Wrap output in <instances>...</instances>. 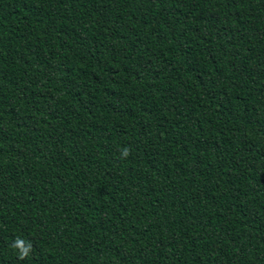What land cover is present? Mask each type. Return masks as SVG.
I'll return each mask as SVG.
<instances>
[{"label":"trees","instance_id":"16d2710c","mask_svg":"<svg viewBox=\"0 0 264 264\" xmlns=\"http://www.w3.org/2000/svg\"><path fill=\"white\" fill-rule=\"evenodd\" d=\"M0 264H264V0H0Z\"/></svg>","mask_w":264,"mask_h":264},{"label":"clouds","instance_id":"9594fccd","mask_svg":"<svg viewBox=\"0 0 264 264\" xmlns=\"http://www.w3.org/2000/svg\"><path fill=\"white\" fill-rule=\"evenodd\" d=\"M124 155H127V152L126 151H125ZM27 255H28V251L27 250H24L23 251V255L21 256V259L25 258Z\"/></svg>","mask_w":264,"mask_h":264}]
</instances>
